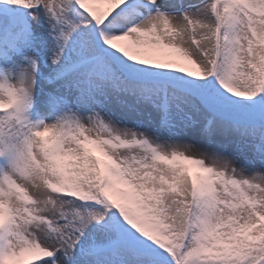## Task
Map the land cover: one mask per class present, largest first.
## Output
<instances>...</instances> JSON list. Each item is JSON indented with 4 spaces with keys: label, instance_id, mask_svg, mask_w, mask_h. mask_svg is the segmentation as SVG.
<instances>
[{
    "label": "snow or ice",
    "instance_id": "6c2138e0",
    "mask_svg": "<svg viewBox=\"0 0 264 264\" xmlns=\"http://www.w3.org/2000/svg\"><path fill=\"white\" fill-rule=\"evenodd\" d=\"M0 264H264V0H0Z\"/></svg>",
    "mask_w": 264,
    "mask_h": 264
}]
</instances>
